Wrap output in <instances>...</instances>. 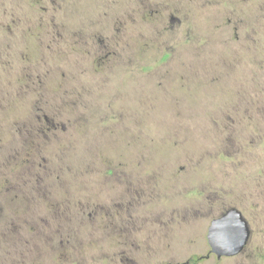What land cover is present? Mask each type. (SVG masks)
Wrapping results in <instances>:
<instances>
[{
    "label": "rangeland",
    "instance_id": "1",
    "mask_svg": "<svg viewBox=\"0 0 264 264\" xmlns=\"http://www.w3.org/2000/svg\"><path fill=\"white\" fill-rule=\"evenodd\" d=\"M178 1V8H149L148 24L132 29L128 46L112 63H101V73L88 69L87 60L62 61L47 52L46 63L39 54L35 66L66 68L72 75L37 78V89L34 79L9 76L0 64V233L9 236L0 237V264L16 260L9 220L47 208V200L26 186L38 185V178L44 183L51 165L60 175L54 194L61 200L51 213L60 208L71 216L53 222L68 241L25 248L26 264H169L207 254L212 218L224 201L236 203L239 169L253 171L264 158L254 140L256 130L264 134V105L257 102L264 103V0ZM38 45L35 36L19 33L12 54L19 57L24 47L37 60ZM38 101L52 103L41 115L62 125L58 135L41 141L42 165L34 176L26 172L28 154L12 158L11 151L22 147L21 128L37 116L31 111ZM242 115L250 121L242 123ZM240 141L246 155L239 153ZM114 167L122 177L106 179ZM125 175L146 181L148 189L138 216L123 228L131 238L126 253L117 251L122 238L114 230L124 214L119 209L113 220L110 203ZM82 195L92 207L105 204L103 220L88 218L82 225ZM262 227L260 220L257 229ZM263 234L256 232L242 255H212L197 264H264V251L251 249L264 250Z\"/></svg>",
    "mask_w": 264,
    "mask_h": 264
},
{
    "label": "flooded vegetation",
    "instance_id": "2",
    "mask_svg": "<svg viewBox=\"0 0 264 264\" xmlns=\"http://www.w3.org/2000/svg\"><path fill=\"white\" fill-rule=\"evenodd\" d=\"M174 3L179 4V1L172 0ZM172 5L161 2H154L153 0H0V64L5 67L6 74L16 79L19 77L34 79L31 84L35 87L39 85L37 78L54 77L61 74V77H69L71 72L65 69H48L47 67H38L34 63L39 61V54L42 56V60L46 63V53L52 52L58 54L61 60H87V68L91 69L95 73H101L103 70H99L101 63L111 62L119 55L120 49H125L128 46L132 36L133 28H142L143 25H147V13L150 11H160L163 8H178L177 5ZM168 5V6H167ZM22 11L23 16H22ZM20 12V13H19ZM26 12H28L26 14ZM75 15V18H74ZM38 16L42 17V21H36ZM39 19V18H38ZM172 21L175 17H171ZM19 33L32 35L37 38L38 56L37 60H32L27 52V48L21 49L19 57H14L13 51V39ZM41 42V44H40ZM46 47V48H43ZM41 48V51H40ZM41 58V57H40ZM35 61V62H34ZM23 62V65L20 63ZM94 73V74H95ZM18 84V80H17ZM259 84V82H256ZM38 89V87H37ZM259 104L262 102L257 101ZM50 102H35L32 111H37V116H32L25 119L24 130L25 132L21 137L22 147L15 148L12 146L11 155L12 158H18L20 155L28 154V162L30 166L26 168L28 174L32 173L36 175V169L40 168L41 162H38L40 154L43 152L40 149L41 141L45 139H51L52 135H58L61 131V122L51 120L48 115L42 117L41 111L48 106L51 107ZM56 105V103H55ZM240 121H250L248 118H239ZM256 125L260 119H255ZM256 130L254 140L257 142L255 146L256 154L262 153L264 149V134L258 133ZM38 155H36V153ZM254 152V153H255ZM239 153L246 155L245 144L240 141ZM243 162L247 156H242ZM259 157V156H257ZM264 157V155H263ZM33 158V161H31ZM45 168V165L42 166ZM41 167V168H42ZM115 172L113 176L108 175L106 171V179H114L119 176L122 177L123 173L120 168L114 167ZM110 170V166L106 168ZM112 169V168H111ZM38 171V170H37ZM111 173V172H110ZM58 174V173H57ZM45 182L39 184L29 185L32 195L39 196L47 200V208L44 212H36L22 219H11L8 222V226L12 230L14 246L12 253L14 254L15 261L7 264H26L23 259L25 258V248L29 251L38 243H50L52 240H58L60 243L65 244L68 239L67 235L62 233V225L55 224L56 218H70L69 214L62 213L59 208V213L52 214L51 206L61 205V200L55 197V186L60 175L55 177L56 172L51 165L49 170L44 173ZM237 177H239V187L237 189L236 203L229 200L223 202V206L217 211L212 221L216 218L222 217L229 213L231 210H237L242 214L247 221L249 228L248 240L241 252L235 255H223L219 257L212 249V246L208 239V252L206 255L194 257L193 259H187L185 261L169 262V264H197L200 260L208 258L214 255L218 260L224 257H234L245 253L253 242V237L256 234L264 233V227L257 229V222H264V158L263 161L253 169L249 171L247 167L243 165L238 171ZM121 188L116 189L111 195V205L115 207L114 219L120 217L118 210L123 212L118 223L114 224V230L116 237H121L122 242L118 245V250L121 252H130L132 248L129 244L131 238H126L122 234L123 228L129 227L133 222L137 214L136 206L141 204V199L148 192L147 182L141 181L139 184L128 176L120 180ZM144 183V184H141ZM29 184V183H28ZM25 186L16 187L21 191ZM25 187V188H26ZM19 191V192H20ZM68 191L69 196L71 192ZM68 196V197H69ZM71 198V197H70ZM28 200V198H25ZM263 205L260 207V201ZM35 198L29 200L33 204ZM71 199L68 201L70 202ZM82 195L79 200L80 205V219L82 225L88 221V218H100L103 220L101 211L105 205L101 202H94L95 206H91ZM102 204V205H101ZM91 208L92 211L89 212ZM262 211H261V210ZM79 210V207H78ZM89 212V213H88ZM135 212V213H134ZM98 219V220H100ZM264 235V234H263ZM9 237L4 232L0 233V237ZM254 252L264 251L262 248L255 246L251 248ZM257 250V251H256ZM116 251V252H117ZM30 254H32L30 252ZM66 264H85L83 262H71L66 261ZM95 264V263H93ZM127 264V263H123Z\"/></svg>",
    "mask_w": 264,
    "mask_h": 264
},
{
    "label": "water",
    "instance_id": "3",
    "mask_svg": "<svg viewBox=\"0 0 264 264\" xmlns=\"http://www.w3.org/2000/svg\"><path fill=\"white\" fill-rule=\"evenodd\" d=\"M249 237L247 221L237 210L212 221L208 239L213 251L219 256L235 255L242 251Z\"/></svg>",
    "mask_w": 264,
    "mask_h": 264
}]
</instances>
